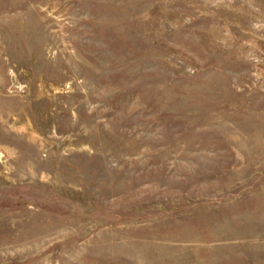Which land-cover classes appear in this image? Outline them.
Instances as JSON below:
<instances>
[{"label": "rangeland", "instance_id": "obj_1", "mask_svg": "<svg viewBox=\"0 0 264 264\" xmlns=\"http://www.w3.org/2000/svg\"><path fill=\"white\" fill-rule=\"evenodd\" d=\"M0 264H264V0H0Z\"/></svg>", "mask_w": 264, "mask_h": 264}]
</instances>
